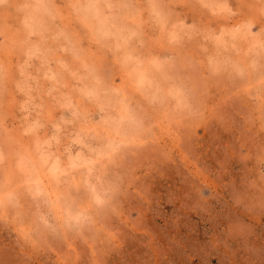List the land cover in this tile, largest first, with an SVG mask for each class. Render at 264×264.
Masks as SVG:
<instances>
[{"label":"clouds","instance_id":"obj_1","mask_svg":"<svg viewBox=\"0 0 264 264\" xmlns=\"http://www.w3.org/2000/svg\"><path fill=\"white\" fill-rule=\"evenodd\" d=\"M210 130L219 183L193 159ZM177 159L190 211L223 214L199 251L264 264V0H0V247L103 264Z\"/></svg>","mask_w":264,"mask_h":264},{"label":"rangeland","instance_id":"obj_2","mask_svg":"<svg viewBox=\"0 0 264 264\" xmlns=\"http://www.w3.org/2000/svg\"><path fill=\"white\" fill-rule=\"evenodd\" d=\"M225 140L227 138L217 141L215 130H210L204 134V147L196 149L193 157L209 179L217 183L227 179L220 175L219 167L226 153L222 148H216L218 143ZM209 143L212 144L211 148H208ZM230 171L235 175L238 166L232 164ZM147 184V203L133 202L141 213L136 229L119 226L120 246L107 252L103 264H188V258H191V264H223L220 255L199 251L208 233L221 226L223 214L217 222L209 224L203 216L190 211V193L198 184V179L177 159L159 165L158 171L153 173ZM216 207L219 210L220 206ZM249 223L260 237H264V217ZM6 241L8 237L0 233V242ZM76 248L77 264H91L88 249L79 244ZM27 260L28 264H33L31 257ZM0 264H23V261L9 243H4L0 247ZM35 264H55V257L39 256Z\"/></svg>","mask_w":264,"mask_h":264}]
</instances>
